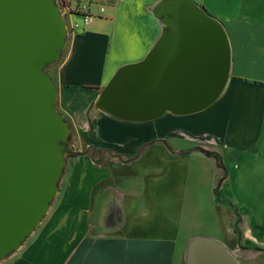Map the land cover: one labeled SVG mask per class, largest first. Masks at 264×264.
Wrapping results in <instances>:
<instances>
[{
    "label": "crops",
    "instance_id": "crops-1",
    "mask_svg": "<svg viewBox=\"0 0 264 264\" xmlns=\"http://www.w3.org/2000/svg\"><path fill=\"white\" fill-rule=\"evenodd\" d=\"M68 1L89 5L92 18L82 26L70 19L53 77L58 112L78 142L127 160L96 163L79 155L67 162L47 213L0 264H181L198 238L221 244L237 264L264 256V0H182L223 31L227 79L206 108L146 121L114 117L98 101L122 68L142 62L169 32L155 14L172 0ZM69 92L76 103L64 99ZM150 152L174 163L197 155L214 166L207 198L221 211L222 240L198 235L179 245L169 227L151 235L134 225L148 206L139 186L129 185L144 171L131 167Z\"/></svg>",
    "mask_w": 264,
    "mask_h": 264
},
{
    "label": "water",
    "instance_id": "water-1",
    "mask_svg": "<svg viewBox=\"0 0 264 264\" xmlns=\"http://www.w3.org/2000/svg\"><path fill=\"white\" fill-rule=\"evenodd\" d=\"M155 15L169 32L142 62L122 68L99 98L114 117L146 121L165 111L195 113L226 82L228 46L214 20L182 0ZM65 43L55 0H0V259L38 226L65 165L59 167L57 156L73 154L61 144L68 124L55 110L57 91L43 71ZM186 264L237 263L221 244L198 238Z\"/></svg>",
    "mask_w": 264,
    "mask_h": 264
},
{
    "label": "rangeland",
    "instance_id": "rangeland-1",
    "mask_svg": "<svg viewBox=\"0 0 264 264\" xmlns=\"http://www.w3.org/2000/svg\"><path fill=\"white\" fill-rule=\"evenodd\" d=\"M75 6L76 4H72V7ZM72 18L74 23H78L80 26L84 24L82 16H73ZM63 19L66 27L67 41L69 34L68 25L71 18L65 15ZM64 55L65 46L56 56V61L44 66L43 71L50 80L53 81L57 65ZM76 96V93L73 92L63 94L68 104L76 103L78 100ZM84 106H86V104H84ZM54 107L56 112L59 113L57 109V98L54 101ZM64 121L66 122L65 119ZM66 128L68 132L66 136L62 138L61 144L65 148L71 150L73 154L61 155L65 165L60 171L61 174L57 187H59L64 175L67 162L72 158L76 159L79 155L88 156L90 160L96 163H106L111 160H127L121 156L113 158L111 151L105 147L78 142V137L72 132L71 127L67 125ZM147 149V146L142 147L139 150V155H142ZM205 150L203 155H206L209 151L207 149ZM198 152L200 153V150H198ZM209 155L210 158L212 157V159L216 161L213 158V154ZM133 166L138 170L143 169L144 174L132 178L129 181V185L139 186L137 187L139 188L138 192L147 200L146 204L148 206H146L147 210H144V212L136 216L140 217L139 219L136 218L134 222L136 227L140 226V230L151 235L161 232L162 228L169 227L177 234L179 245H182L191 237L198 235L216 240L223 239L219 229L222 224L221 211H219L220 209L216 211L215 207H213L207 198L208 190L213 181L215 172L214 166L208 160L197 155H192L187 157L184 161L177 160L174 163L162 155L159 156L157 153L150 152L140 163L132 165L131 168H133ZM171 218H174L176 221L170 223ZM15 252L16 250L7 257L0 259V262L10 258ZM180 257V254H178L177 259H180ZM178 264H180V261H178ZM181 264H186V260L184 263L181 262ZM241 264H264V256L258 257L255 261H246Z\"/></svg>",
    "mask_w": 264,
    "mask_h": 264
},
{
    "label": "built area",
    "instance_id": "built-area-1",
    "mask_svg": "<svg viewBox=\"0 0 264 264\" xmlns=\"http://www.w3.org/2000/svg\"><path fill=\"white\" fill-rule=\"evenodd\" d=\"M55 2L63 18L65 15H67L68 18H71L73 16H82L84 25L90 23L92 16L89 14V5L77 3L75 7H72L71 4L69 7H66V6H60L59 2L56 0Z\"/></svg>",
    "mask_w": 264,
    "mask_h": 264
},
{
    "label": "trees",
    "instance_id": "trees-1",
    "mask_svg": "<svg viewBox=\"0 0 264 264\" xmlns=\"http://www.w3.org/2000/svg\"><path fill=\"white\" fill-rule=\"evenodd\" d=\"M56 1L59 2V5L60 6H66V7H69L70 6V2L68 0H56ZM139 154H140V152L138 153V155ZM214 195L216 197L217 202H219L220 201L219 198H218V195L219 194H218V190L216 188L214 189Z\"/></svg>",
    "mask_w": 264,
    "mask_h": 264
},
{
    "label": "bare ground",
    "instance_id": "bare-ground-1",
    "mask_svg": "<svg viewBox=\"0 0 264 264\" xmlns=\"http://www.w3.org/2000/svg\"><path fill=\"white\" fill-rule=\"evenodd\" d=\"M66 134H67V130L64 128V126H63V138H64V136H66ZM57 159H58V163H59V167L62 165V158H61V156L60 155H58L57 156ZM53 193H54V190H52L51 192H50V195H49V197L51 196V195H53ZM43 212H45V209H43L42 210V213ZM36 223H37V221H36Z\"/></svg>",
    "mask_w": 264,
    "mask_h": 264
}]
</instances>
